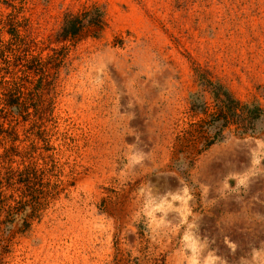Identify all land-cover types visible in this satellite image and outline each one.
I'll list each match as a JSON object with an SVG mask.
<instances>
[{"label":"rangeland","instance_id":"rangeland-1","mask_svg":"<svg viewBox=\"0 0 264 264\" xmlns=\"http://www.w3.org/2000/svg\"><path fill=\"white\" fill-rule=\"evenodd\" d=\"M218 86L264 109V0H0V93L29 113L0 139V264H264V120L190 136Z\"/></svg>","mask_w":264,"mask_h":264},{"label":"trees","instance_id":"trees-1","mask_svg":"<svg viewBox=\"0 0 264 264\" xmlns=\"http://www.w3.org/2000/svg\"><path fill=\"white\" fill-rule=\"evenodd\" d=\"M82 21L79 18H71L67 20L61 37L66 40L68 38H76L81 30ZM37 60H32L36 62ZM19 99L12 91H3L0 93V139L4 142L7 139L15 141L17 134L15 126H11L13 121H18L16 115L27 118L29 113L26 110L20 109L18 106ZM214 111L207 114L208 119L199 124L198 128L194 130L197 135L190 132L193 136L192 142L196 143L200 140L203 143L202 151L209 149L212 145L222 141L225 138V131L231 134V127H235L234 132L237 135H255L257 133V124L264 119V109L257 104H245L233 97L231 93L218 86L217 91L214 93ZM17 108V110H10ZM9 120V128H4L5 122L2 120ZM18 123V122H17ZM7 153V152H6ZM201 153V152H198ZM6 157H9L7 153ZM32 167L27 166L23 171L18 173V170L9 171V175L18 173L20 177L24 176L28 180L32 177ZM27 180V181H28Z\"/></svg>","mask_w":264,"mask_h":264},{"label":"bare ground","instance_id":"bare-ground-1","mask_svg":"<svg viewBox=\"0 0 264 264\" xmlns=\"http://www.w3.org/2000/svg\"><path fill=\"white\" fill-rule=\"evenodd\" d=\"M158 193H155L154 190L149 189V194L155 196L154 197L155 199L152 201V203L148 208L150 209L153 208L154 206H167V209H170L172 210V212H174V213L171 212L172 215H169L170 216L169 218L174 220L179 218L180 220V218H182L181 210L176 211L174 210V207H176L177 203L181 204L182 206L186 204L185 191H182L180 189H175L164 195ZM166 213L168 214V212ZM185 239L188 247L187 250L193 258H200L204 262H209L210 260H213V255L208 250L204 249L203 243L201 242L199 236L197 235L194 229L190 228L189 230H186ZM218 264H230V263L220 262Z\"/></svg>","mask_w":264,"mask_h":264}]
</instances>
